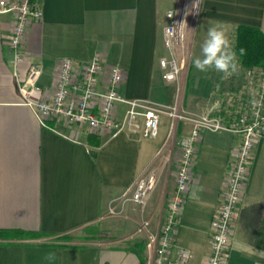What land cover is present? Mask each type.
<instances>
[{"label":"crops","instance_id":"obj_1","mask_svg":"<svg viewBox=\"0 0 264 264\" xmlns=\"http://www.w3.org/2000/svg\"><path fill=\"white\" fill-rule=\"evenodd\" d=\"M170 2L38 0L41 19L27 25L21 52L41 66L38 84L42 88H51L61 59L82 64L99 53L106 67L117 65L125 71L119 86L123 97L160 107L177 106L182 112L196 108L199 114L206 99L217 96L213 85L219 73L200 72L193 66L185 85L186 100L180 106V84L164 81L159 67V59L166 54L163 30ZM199 3L195 59L201 56V44L213 25L226 31L232 45L239 25L264 32V0ZM12 21L11 13L0 14V229L40 231L54 237L72 234L105 220L109 203L119 198L152 162H163L175 120L162 115L158 135L152 139L127 133L96 135L85 125L41 126L33 111L22 104L17 91L14 73L22 79L25 66L13 67L5 41ZM124 111L125 106L119 104L117 116L121 118ZM190 128V123L182 122L176 142ZM88 134L98 137L100 144L95 147L89 143ZM238 142L239 137L229 132H207L196 145L193 181L179 216L176 237V245L191 254L188 264H202L210 252V220L223 202L230 154ZM178 156L179 147L175 145L168 165L170 184H165L158 195L153 192L142 212L127 203L121 216L124 223L105 232L129 230L125 235L88 242L79 248H57L49 245L55 242L45 238L14 240L0 244V264H49L43 260L48 251L56 253L52 264H147L123 242L142 218L151 217V225H155L162 193L174 189ZM259 252H264V139L252 151L226 264H264V258L254 254Z\"/></svg>","mask_w":264,"mask_h":264},{"label":"built area","instance_id":"obj_2","mask_svg":"<svg viewBox=\"0 0 264 264\" xmlns=\"http://www.w3.org/2000/svg\"><path fill=\"white\" fill-rule=\"evenodd\" d=\"M175 1V5L165 12L167 24L163 30V44L166 54L159 59V67L164 81L179 83L189 60L185 30L192 15H189L187 4L183 7L182 0ZM2 13L13 15L10 31L5 37L13 67L25 66L22 79L16 71L14 73L18 94L22 104L33 111L41 126L52 128L57 123L85 125L90 133L96 135L127 133L132 137L152 139L158 135L162 115L191 124L189 133L176 142L179 156L174 172L175 186L171 193H162L155 225H151V217L142 218L131 235L141 234L146 239L147 264L189 263L191 254L176 245V237L179 216L193 181L196 145L202 134L207 132H229L239 137L230 154V169L223 184V202L210 220V252L202 262L226 264L237 208L248 181L252 151L264 139V68L255 67L245 72L247 80L236 105L228 104L218 95L208 97L200 113L193 116L180 114L177 106L160 107L149 101L123 97L119 86L125 71L117 65L106 67L99 53H94L88 62L82 64L70 58L61 59L51 88L45 89L38 84L41 66L21 52L27 25L30 21L41 19L38 0H0ZM119 104L125 106L121 118L117 116ZM159 154L160 151H157L155 156ZM163 168V162H152L119 198L109 203L108 213L122 216L127 203L142 212L160 180Z\"/></svg>","mask_w":264,"mask_h":264},{"label":"rangeland","instance_id":"obj_3","mask_svg":"<svg viewBox=\"0 0 264 264\" xmlns=\"http://www.w3.org/2000/svg\"><path fill=\"white\" fill-rule=\"evenodd\" d=\"M200 0H196V2L194 3L193 0H187L186 4H187V10L189 12V15L192 17L191 20H189V22L187 23V30H185V32L187 33V38H188V42H189V60H188V64H187V68L185 71V74L183 76V78H181V80H179V104L181 106L182 104V99H183V95H184V90H185V85H186V81L187 78L191 76L192 72H193V61L195 60L194 58V37H195V27H196V23H197V19H198V11H199V3ZM176 1L175 0H171L170 2V7H173L175 5ZM194 11V12H193ZM194 17V18H193ZM190 27V28H189ZM190 38V39H189ZM190 68V71H189ZM192 69V70H191ZM189 79V78H188ZM218 79V86H216V88L218 89L217 91V95L226 99V102L228 104H233L236 105L238 103V99L239 96L241 95V92L243 90V86L245 85V82L247 80L246 78V74L244 71H242L240 69V72L238 75H233L230 76L228 78H223V74L219 73L217 76ZM217 85V83H216ZM236 108V106H235ZM234 108V109H235ZM177 110H179V113L182 115H186V116H193V115H197L198 112H196V108H191V112H182L180 111V108L177 107ZM182 122L187 123L186 120L181 119ZM175 134L171 133V135L169 136L168 140H167V144H166V155L164 156L163 159V163H164V168H163V172L162 175L160 177V180L154 190L155 195H158L162 189H164L165 184H170V179H171V175H170V170L168 168V165L171 161L172 158V154L174 152L175 149ZM108 218V219H106ZM122 225L121 223H124V219H121V216L119 215H110L108 213L107 210V214L105 217V220L89 227V228H85L82 229L80 231L74 232L72 234H68L70 236L69 241H67L68 244L71 245H84L87 244L88 241H86L87 239H85V237H95V241H89V242H99L102 240H110V239H116L117 237H121L123 235H125L128 231L124 230L121 233L118 232H113V233H109L106 234L105 232L109 231V228L111 227V230H115L116 227ZM101 237H104L103 239H101ZM143 237L141 234L138 235H134V236H130L125 239V241L123 242V246H125V243H129V241H132V239H136V238H140ZM39 238H44V237H39ZM32 239H36V238H32ZM46 241L48 242H55V243H60L62 241H59L57 238L55 237H48L45 238ZM31 240V239H30ZM126 244V245H127Z\"/></svg>","mask_w":264,"mask_h":264},{"label":"trees","instance_id":"obj_4","mask_svg":"<svg viewBox=\"0 0 264 264\" xmlns=\"http://www.w3.org/2000/svg\"><path fill=\"white\" fill-rule=\"evenodd\" d=\"M233 48L237 51V53H239L240 48L246 49V55H244L243 57H240L238 55V59L241 64L240 69L242 71L247 72L255 67L264 68V32H262L260 29L245 25L237 26L234 32ZM218 84H219L218 79H215L213 90L216 93L218 91V89L216 88ZM186 95L187 93L185 90L182 99L183 103L186 100ZM181 124L182 121L178 120L175 130V143H174L175 145ZM88 141L95 147L100 144L98 137L92 134H88ZM39 237L48 238V237H54V235L40 231L34 232V231H23L19 229H0V244H10L12 243L11 241L14 240L32 239ZM55 238H57L59 241L62 242L60 243L58 242L56 244H49V245H53L57 248H66V247L79 248L84 246V245L68 244L67 241H69L70 239L69 235L56 236ZM103 238L104 237H101V239ZM85 239H87L86 241L88 242L95 241V237H91V236L85 237ZM127 249L133 252L134 254H136L141 259V261H143V263L146 262L147 259L146 239L144 237L136 238L134 240L132 239V241H129Z\"/></svg>","mask_w":264,"mask_h":264},{"label":"clouds","instance_id":"obj_5","mask_svg":"<svg viewBox=\"0 0 264 264\" xmlns=\"http://www.w3.org/2000/svg\"><path fill=\"white\" fill-rule=\"evenodd\" d=\"M238 55H246V49L240 48L239 53L233 48V45L226 31L219 25L209 27L207 37L201 44V56L197 57L193 64L200 72L214 70L223 74V78L238 75L241 64ZM264 258V252L254 253ZM57 259L54 251H48L44 254L43 260L52 264Z\"/></svg>","mask_w":264,"mask_h":264},{"label":"bare ground","instance_id":"obj_6","mask_svg":"<svg viewBox=\"0 0 264 264\" xmlns=\"http://www.w3.org/2000/svg\"><path fill=\"white\" fill-rule=\"evenodd\" d=\"M186 1L187 0H182V6L184 7V5L186 4ZM193 2L195 3L196 2V0H193ZM194 12V11H193ZM194 18V17H193ZM190 28V27H189ZM190 39V38H189Z\"/></svg>","mask_w":264,"mask_h":264},{"label":"water","instance_id":"obj_7","mask_svg":"<svg viewBox=\"0 0 264 264\" xmlns=\"http://www.w3.org/2000/svg\"><path fill=\"white\" fill-rule=\"evenodd\" d=\"M176 124H177V121H175L173 124V133L175 132Z\"/></svg>","mask_w":264,"mask_h":264}]
</instances>
